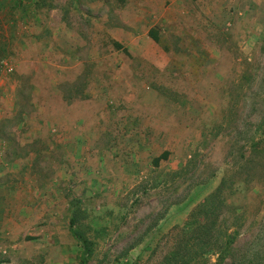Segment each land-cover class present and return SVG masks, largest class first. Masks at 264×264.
<instances>
[{"label":"rangeland","instance_id":"374dc122","mask_svg":"<svg viewBox=\"0 0 264 264\" xmlns=\"http://www.w3.org/2000/svg\"><path fill=\"white\" fill-rule=\"evenodd\" d=\"M38 2L0 0V114L13 119L1 131L14 130L18 143L33 142L21 151L13 148L14 137L4 139L22 157L19 165H0V264H81V248L69 232L73 201L84 217L79 226L94 244L88 264H165L191 213L231 172L237 174L236 191L225 195L235 208L231 223L236 218L238 235L223 264H264V160L250 156L243 165L238 159L249 151L252 135H264L255 131L264 121V0L188 3L182 22L157 24L160 42L144 44L141 55L133 43L121 42V50L112 45L118 16L129 20L132 14H118L116 7L128 3L86 8L79 0L72 41L58 47L64 56L70 53L66 60L43 59L39 40L18 41L28 38L27 19L38 17ZM14 5L15 15L26 11L27 21L6 12ZM58 67L66 71L55 76L64 102L80 104L88 96L103 103L87 141L91 150L76 155L64 128L76 138L82 119L64 118L59 130L53 113L61 108L37 101L35 70ZM118 82L132 89L113 88ZM231 99L237 101L235 112L229 110ZM57 140L66 145L53 147ZM36 151L42 154L37 159ZM164 152L167 158L153 167ZM185 166L181 176L171 177ZM245 178L252 180L246 186ZM206 259L195 264H215L217 256Z\"/></svg>","mask_w":264,"mask_h":264},{"label":"crops","instance_id":"0c3cea01","mask_svg":"<svg viewBox=\"0 0 264 264\" xmlns=\"http://www.w3.org/2000/svg\"><path fill=\"white\" fill-rule=\"evenodd\" d=\"M81 2V1H80ZM39 5L38 7L36 6L35 8L38 9V17H33L31 16L32 20H29L25 18V12L23 11L22 13H19L20 16L15 15V5L14 8L11 7L10 9L7 8L6 12H9L12 14V18L14 19H22L23 21L28 20V25L32 28L29 29L28 32L25 33L24 36H28V38L24 39L23 36L21 37L20 40L18 41H23V40H28V41H41L44 43V48L45 52H43L42 58H65L68 59L70 58V53L68 54L69 57L64 56L62 54L61 49L64 47L69 46V42L72 41V34L74 33L72 27H71V21L75 19V13L77 11V4L79 3V0H67L63 1V5H55L50 7L48 5V0H39ZM58 3V2H55ZM90 3H128L124 6L118 5L116 7V10L118 11V14H120L122 11L121 9H127L128 11L132 12L130 19L127 20L126 17L123 14V17L118 16L117 20L118 23L116 24L115 27L117 29L114 30V34L112 32L108 31L109 34H112V38L118 43L121 44V42H129L133 43L137 49V52L139 55L143 54V49L142 46L144 44L149 45L153 40L149 37V31L156 26L157 24L160 23L161 25L165 24L168 22L169 24L172 22H182L185 14L187 15V10H188V3H205L204 0H98V2H93L92 0H85V6H87ZM211 3V2H210ZM25 3H18V7L23 8L24 10H29L30 7H32L30 10L34 11L35 8L31 6L32 4L28 3V7H24ZM83 6V5H82ZM84 8V7H82ZM57 12V13H56ZM60 14H59V13ZM63 12L67 13V16L63 14ZM68 15L71 16V19H68ZM151 18L152 22H151ZM27 19V20H26ZM167 19H170L169 21ZM90 23L92 24L93 20L92 18L89 19ZM103 24L109 23L108 19H103L102 20ZM88 24V23H87ZM128 25L129 27H127ZM123 27V28H122ZM128 28H132L129 32ZM33 34H38L34 35L36 37H33ZM75 34V33H74ZM56 43L55 47H50L51 43ZM62 43L64 45H62ZM22 49H24V45L21 44L20 46ZM61 49H59V48ZM71 49V46L69 47ZM40 49V48H39ZM142 49V50H141ZM25 51V50H24ZM41 53V50H40ZM35 60V58H33ZM38 59L40 57L38 56ZM63 60V61H65ZM64 69L57 68L55 69H42L41 71L35 70L36 76L39 74V84H37V87L40 88V91L38 93L37 101H39L40 105H46L47 107H50L52 110L61 108L58 113L54 112V120L59 121L57 123V128L61 130L63 127V122L62 120L64 118L70 119V122H75L78 119H82V123L80 128H77L75 130L76 132H79V130H82L81 132L78 133L77 137H73L69 134V130L67 128H64L66 131V135L69 137V140L71 141L69 146L72 145L74 148L72 149L73 155H76L79 152H87L88 150H91L88 147V138L90 137L91 129H93L94 123V115L98 113L99 107L103 104L101 99H98L97 97L92 98L88 97L83 101L82 103L78 104V102H68L69 100H65L63 97L59 94L57 91V85H56V79L55 76L60 75V72H66L63 71ZM70 72V71H69ZM77 72V71H75ZM23 73V72H21ZM68 73V71H67ZM67 80L70 82L73 81L75 78H70L67 74ZM12 84L16 88H19L18 82L15 81ZM131 85V84H130ZM130 85H122L120 87V83L118 82L117 84L113 85V88H119L122 91H125L127 89H132ZM138 93H133L132 94V101L137 99ZM134 98V99H133ZM128 100L129 102L130 99L123 97V100ZM71 103V104H70ZM72 108L76 109V114L71 113L70 110ZM49 111V110H48ZM7 121H5V119ZM59 119V120H57ZM9 120H12V117L10 116H5L3 114H0V153H4V157L0 155V165H19L18 159H20L22 156L20 155H15L14 151H9L11 150L9 147L10 145H13V141L11 144L9 142L5 143V138L7 137H14V130L8 131L6 133L1 131V127L3 123L9 122ZM21 124L23 125V122H25L24 116H22V119L20 120ZM82 127V128H81ZM71 129H73L71 127ZM23 136V134L21 135ZM15 138V143L13 145L16 148H19L21 151H23L26 148L30 147V144L33 142H30L29 140L25 139V141H22L18 143ZM58 141V140H57ZM59 144L55 143L53 147H61L65 146L66 143H61L58 141ZM47 148L50 149V145H47ZM28 156L31 157L32 153L28 149ZM130 152L135 153L133 150H129ZM17 152L18 151L17 149ZM165 153V152H164ZM39 156H42L41 152L36 151L34 158H38ZM94 156V153H93ZM29 158V157H27ZM130 162H133V165L138 164V161L134 157V161L131 155ZM161 160L159 161L158 165H160ZM116 165H119V163L116 161ZM187 213H185V216H183V221L187 218L186 217ZM188 216V215H187ZM171 221V219H170ZM179 223V222H176ZM174 225H172L173 227Z\"/></svg>","mask_w":264,"mask_h":264},{"label":"trees","instance_id":"16d2710c","mask_svg":"<svg viewBox=\"0 0 264 264\" xmlns=\"http://www.w3.org/2000/svg\"><path fill=\"white\" fill-rule=\"evenodd\" d=\"M149 37L155 43L160 42L158 29H151L149 31ZM112 45L116 50L123 49L121 45L116 42H113ZM124 52L126 53V51ZM236 103V100L233 101L231 99L229 110L235 112ZM221 128L222 125L219 129ZM256 130H263L262 134H264V121L255 128V131ZM238 135H243V132H238ZM249 140V151L245 152L247 155L242 151L238 156V159L244 162L243 165H248V157L250 156H258L264 160V135L260 136L259 139H256V137L252 135ZM230 155L232 156L231 153H229V156ZM167 156L168 153L165 152L160 157L155 158L153 160V167H159V161L166 159ZM186 167L188 168V166H185L179 171L173 172L171 177L174 179L178 178L182 175V172L186 171ZM256 167L257 166H254L252 168ZM254 171L255 169H252L249 172L254 173ZM233 175L234 172L227 174V176L221 180L216 190L204 199L195 211L191 213L188 222L184 225L179 234L181 235V239L178 241L175 249L165 258V264H195L198 260H202V263H206V258L210 255L217 256L215 264H223L229 256L232 245L235 243L236 236L238 235L236 218L234 222L231 223V215L235 213V208H233L231 204L226 203L225 195L226 192L233 194L236 191L234 188L235 180H232ZM234 176H237V174ZM250 181L252 180L245 178L241 183L246 186ZM78 205L79 202L76 201L70 203L69 232L81 248V264H88L95 252L94 244L87 232L81 230L79 226L84 217ZM227 213H229V216H227Z\"/></svg>","mask_w":264,"mask_h":264},{"label":"built area","instance_id":"2783aa9c","mask_svg":"<svg viewBox=\"0 0 264 264\" xmlns=\"http://www.w3.org/2000/svg\"><path fill=\"white\" fill-rule=\"evenodd\" d=\"M3 66H4V68H6V70H7L8 72H10V71H11V68H10V67H8V65H7L6 63H4V64H3Z\"/></svg>","mask_w":264,"mask_h":264}]
</instances>
